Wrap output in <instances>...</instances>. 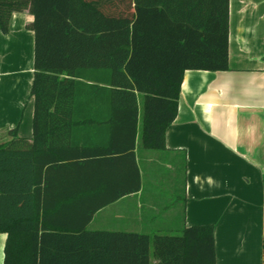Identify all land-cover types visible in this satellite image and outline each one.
<instances>
[{
  "label": "trees",
  "instance_id": "16d2710c",
  "mask_svg": "<svg viewBox=\"0 0 264 264\" xmlns=\"http://www.w3.org/2000/svg\"><path fill=\"white\" fill-rule=\"evenodd\" d=\"M25 9L34 15L33 137L13 128L0 143L3 264H150L151 243L158 264H216L213 225L153 237L89 228L125 191L108 196L81 174L94 130L83 109L108 104L110 135L129 136L133 155L142 95L143 145L164 148L186 70L229 68L230 0H0L1 30ZM136 182L138 191V165Z\"/></svg>",
  "mask_w": 264,
  "mask_h": 264
},
{
  "label": "crops",
  "instance_id": "0c3cea01",
  "mask_svg": "<svg viewBox=\"0 0 264 264\" xmlns=\"http://www.w3.org/2000/svg\"><path fill=\"white\" fill-rule=\"evenodd\" d=\"M33 20L29 9L15 11L9 31L0 28V143L13 128L33 137ZM139 101L133 155L129 136L110 135L108 104L83 109L94 130L81 174L108 196L125 191L89 228L153 237L213 225L216 264H264V0H230L229 68L186 70L164 148L143 145ZM6 240L0 232V264ZM158 263L151 243L150 264Z\"/></svg>",
  "mask_w": 264,
  "mask_h": 264
}]
</instances>
